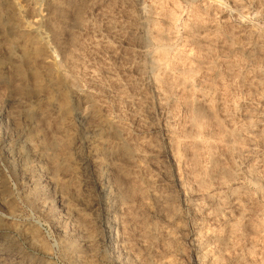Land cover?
Here are the masks:
<instances>
[{
    "label": "rangeland",
    "instance_id": "374dc122",
    "mask_svg": "<svg viewBox=\"0 0 264 264\" xmlns=\"http://www.w3.org/2000/svg\"><path fill=\"white\" fill-rule=\"evenodd\" d=\"M0 264H264V0H0Z\"/></svg>",
    "mask_w": 264,
    "mask_h": 264
},
{
    "label": "bare ground",
    "instance_id": "6f19581e",
    "mask_svg": "<svg viewBox=\"0 0 264 264\" xmlns=\"http://www.w3.org/2000/svg\"><path fill=\"white\" fill-rule=\"evenodd\" d=\"M39 17H41V16L39 15ZM39 22H40V19L36 20V21H35V24H36V25H39Z\"/></svg>",
    "mask_w": 264,
    "mask_h": 264
}]
</instances>
